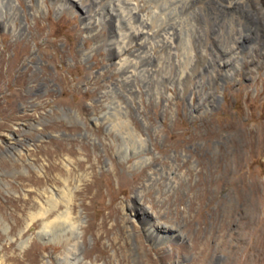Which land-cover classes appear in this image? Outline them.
Segmentation results:
<instances>
[{"label":"rangeland","instance_id":"1","mask_svg":"<svg viewBox=\"0 0 264 264\" xmlns=\"http://www.w3.org/2000/svg\"><path fill=\"white\" fill-rule=\"evenodd\" d=\"M128 1L0 0V264H264V0Z\"/></svg>","mask_w":264,"mask_h":264},{"label":"bare ground","instance_id":"2","mask_svg":"<svg viewBox=\"0 0 264 264\" xmlns=\"http://www.w3.org/2000/svg\"><path fill=\"white\" fill-rule=\"evenodd\" d=\"M130 1V0H129ZM128 1V2H129ZM247 1V0H246ZM127 2V1H126ZM153 2V1H152ZM131 3V2H130ZM134 3V2H133ZM134 4H136V3H134ZM134 4H133V6H134ZM154 4V3H153ZM156 4V3H155ZM186 4V3H185ZM202 4V3H201ZM127 5V4H126ZM137 5V4H136ZM140 5V4H139ZM133 6H130V7H133ZM138 6V5H137ZM140 7H141V5H140ZM201 7H203V6H201ZM137 8V7H136ZM128 9H130V8H128ZM132 9V8H131ZM138 10V9H137ZM153 10V9H152ZM194 10V9H193ZM136 11V10H135ZM201 11V10H200ZM229 12V11H228ZM155 13V12H154ZM145 14V13H144ZM128 15V14H127ZM131 15V14H130ZM135 15V14H134ZM139 15V14H138ZM126 16V15H125ZM140 16V15H139ZM132 18V17H131ZM139 18H141V17H139ZM126 19V18H125ZM136 19V18H135ZM142 19H144V18H142ZM126 21H128L129 23H130V21H132V20H127L126 19ZM144 21V20H143ZM145 21H147V19L145 20ZM144 21V22H145ZM128 23V24H129ZM132 23V22H131ZM130 25H132V24H130ZM135 25V24H134ZM140 26V25H139ZM147 26V25H146ZM152 26V25H151ZM134 27V26H133ZM133 27H131L130 26V30H131V28H133ZM137 27V26H136ZM152 27H154V26H152ZM139 28H137V29H135V30H138ZM153 29V28H152ZM150 31V30H149ZM157 31V30H156ZM161 31V30H160ZM147 32V31H146ZM154 32V31H153ZM162 32H163V30H162ZM164 33H165V31H164ZM167 33V32H166ZM133 34V33H132ZM140 34V33H139ZM142 34V33H141ZM147 34V33H146ZM151 34V33H150ZM160 34V33H159ZM168 34V33H167ZM135 35V34H134ZM149 35V34H148ZM155 35V34H154ZM162 35V34H161ZM168 35H170V33L168 34ZM157 36V35H156ZM160 36V35H159ZM163 36V35H162ZM127 37V36H126ZM147 37V36H146ZM171 37V36H170ZM173 37V36H172ZM154 38V37H153ZM162 38V37H161ZM131 39V38H130ZM170 39L171 38H167L166 37V41H165V43L169 40L170 41ZM139 40V39H138ZM173 40V39H172ZM157 41V40H156ZM160 41V40H159ZM163 41V40H162ZM161 42V41H160ZM160 42H159V44H160ZM173 42V41H172ZM129 43V42H128ZM127 43V44H128ZM143 43V42H142ZM144 44H146V43H144ZM167 44V43H166ZM130 45V44H129ZM147 45V44H146ZM148 45H150V44H148ZM147 45V46H148ZM165 45V44H164ZM145 46V45H144ZM152 46V45H151ZM168 46V45H167ZM166 46V47H167ZM142 47V46H141ZM157 47V46H156ZM143 48V47H142ZM147 48V47H146ZM145 48V49H146ZM148 48H150V47H148ZM167 48H169V47H167ZM125 49H126V47H125ZM151 49V48H150ZM161 49V48H160ZM165 49V48H164ZM231 49V48H230ZM123 50V49H122ZM149 50V49H148ZM151 50H153V49H151ZM154 50H155V48H154ZM226 50V49H225ZM224 50V52H226ZM229 50V49H228ZM142 51V50H141ZM123 52V51H122ZM144 52L146 53L147 51H145L144 50ZM150 52V51H149ZM223 52V51H222ZM231 52V51H230ZM163 53V52H162ZM128 54V53H127ZM145 55V54H144ZM152 55V54H151ZM150 55V56H151ZM222 55H224V53L222 54ZM226 55H227V52H226ZM148 56V55H147ZM141 57V56H140ZM226 57V56H225ZM231 57V56H230ZM143 58V57H142ZM222 58V57H221ZM135 59V58H134ZM144 59V58H143ZM162 59V58H161ZM163 60V59H162ZM221 60V59H220ZM141 62H142V60H141ZM224 62V61H223ZM131 63V62H130ZM135 64V63H134ZM141 64V63H140ZM136 65H137V63H136ZM139 65V64H138ZM142 65V64H141ZM138 67V66H137ZM142 67V66H141ZM140 68V67H139ZM148 69V68H147ZM137 70V69H136ZM145 71V70H144ZM143 72V71H142ZM147 74H148V72H147ZM150 74V73H149ZM148 74V75H149ZM156 77V76H155ZM127 79L129 80V77H127ZM127 80V81H128ZM129 82V81H128ZM197 89V88H196ZM190 90H188V92H189ZM167 94V93H166ZM125 111V110H124ZM125 116V115H124ZM128 119V118H127ZM128 121V120H127ZM125 124V123H124ZM129 124V123H128ZM145 214H144V216H145V218H148V211L146 210L145 212H144ZM147 221V220H146ZM158 227H160V228H157L156 226H147L146 227V229H147V232L153 237V236H159V237H163V235H166V234H169L170 232H171V230H170V228L169 227H166V226H161V225H159ZM161 230V231H160ZM159 232V233H158ZM151 237V238H152Z\"/></svg>","mask_w":264,"mask_h":264}]
</instances>
